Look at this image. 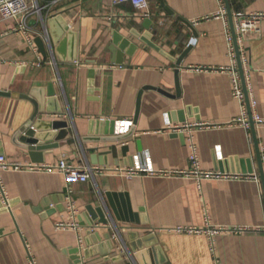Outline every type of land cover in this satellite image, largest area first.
<instances>
[{
	"label": "crops",
	"instance_id": "0c3cea01",
	"mask_svg": "<svg viewBox=\"0 0 264 264\" xmlns=\"http://www.w3.org/2000/svg\"><path fill=\"white\" fill-rule=\"evenodd\" d=\"M31 1L43 51L0 10V155L36 167L0 169V264H264V186L252 127L234 124L225 1L224 15L219 0H148L149 17L113 0ZM229 3L232 18L264 13V0ZM243 54L264 119V19ZM197 124L201 171L230 178L184 174L188 135L173 128ZM63 158L93 170L71 187L80 232L57 227L69 221L65 177L40 170ZM101 220L108 227L90 232Z\"/></svg>",
	"mask_w": 264,
	"mask_h": 264
},
{
	"label": "built area",
	"instance_id": "2783aa9c",
	"mask_svg": "<svg viewBox=\"0 0 264 264\" xmlns=\"http://www.w3.org/2000/svg\"><path fill=\"white\" fill-rule=\"evenodd\" d=\"M70 1V0H63ZM222 5V14H226V8L223 0H219ZM115 4H126L129 3L137 12H141L143 16L149 17V2L148 0H113ZM0 10L5 11L10 17H12L18 26V30H20L26 40L28 45L34 50L37 51L35 46V37L30 33V30L27 26V21L30 15L34 13H41V7L37 1L31 0H0ZM264 19V13H255L246 15L242 12H238L233 15V25L234 32L236 38V45L238 51L240 53V60L242 66H246L247 59L243 54V47L246 36L250 33L257 32L260 30V23ZM228 44H229V55L231 59V65L227 67L225 70L231 75L232 79V94L234 99H236L242 109V116L240 119L235 121L234 124L240 123L245 128L250 129L251 118L253 122L256 124H264V119H261L257 115L253 113V108L255 106V102L251 98L250 85L248 83V79L244 75V79L240 72L239 68V58L237 54V48L235 45V40L233 33L228 32ZM249 101V107H248ZM249 108L251 110V114L249 112ZM195 128H203V125H186L183 128L178 126L173 128L175 133H187L188 138L187 141L190 145L191 156H190V164L192 170L189 173H184L185 175H196L199 179H222V178H230V175L226 174H215L201 171V162L198 154V149L193 141V130ZM30 169L34 170L36 167H22L18 164L11 163L8 161L6 156L0 155V169L9 170V169ZM40 170H48V171H57L65 177L66 181V194H65V212L69 218V221H61L58 223L57 227L59 229H73L78 232L81 231L80 224V210L77 206L75 199L73 198V191L71 187L78 183H87L91 180L93 170L75 166L72 162L68 160V158H63L59 163L55 166L50 167H41ZM96 171L100 172V169H96ZM137 172L128 171V174L135 175ZM177 175L178 173H162V175ZM257 180V178H254ZM0 195L2 204L9 205V199L6 195L4 185L0 179ZM106 224H95L90 228V232H95L99 228H107ZM179 232H194L196 230L193 229H183L179 228ZM221 230L213 229L210 231V237H214ZM80 247L83 244V237L79 236ZM30 264H35L33 260H31Z\"/></svg>",
	"mask_w": 264,
	"mask_h": 264
},
{
	"label": "water",
	"instance_id": "95a60500",
	"mask_svg": "<svg viewBox=\"0 0 264 264\" xmlns=\"http://www.w3.org/2000/svg\"><path fill=\"white\" fill-rule=\"evenodd\" d=\"M225 1V4H226V8H227V12H228V15H229V18H230V25H231V29H232V33H233V36H234V40H235V45H236V38H235V32H234V25H233V18H232V12H231V6H230V3H229V0H224ZM41 40L40 39H36L35 40V43L37 44V46L39 47V49L42 50V44H40ZM236 48H237V45H236ZM43 51V50H42ZM237 54H238V58H239V68H240V72L242 74V77L244 79V72H243V67H242V63H241V60H240V53L238 51V48H237ZM118 63H121V61H119ZM248 107H249V101H248ZM249 112L251 114V110L249 108ZM251 125H252V130H253V135H254V141H255V145H256V151H257V159H258V163H259V166H260V172H261V179H262V183H263V186H264V171H263V163H262V157H261V154H260V149H259V146H258V141H257V138H256V134H255V124L251 118ZM53 128L54 129H67L68 128V123L67 122H54L53 123ZM65 133H67V131H63V133H61L63 136ZM62 138V137H61ZM126 139V137H123V138H120L119 140L117 141H120V140H124ZM128 148H125L124 151H127ZM65 194H66V190H65ZM95 224H108V221L106 220H101V221H98L96 223H93V225ZM92 226V225H91ZM75 252H79L78 249L75 250ZM75 259H78V257L76 256Z\"/></svg>",
	"mask_w": 264,
	"mask_h": 264
}]
</instances>
